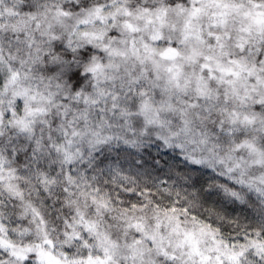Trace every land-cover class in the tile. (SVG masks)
<instances>
[{
  "label": "clouds",
  "instance_id": "9594fccd",
  "mask_svg": "<svg viewBox=\"0 0 264 264\" xmlns=\"http://www.w3.org/2000/svg\"><path fill=\"white\" fill-rule=\"evenodd\" d=\"M0 240L264 264V0H0Z\"/></svg>",
  "mask_w": 264,
  "mask_h": 264
},
{
  "label": "snow or ice",
  "instance_id": "6c2138e0",
  "mask_svg": "<svg viewBox=\"0 0 264 264\" xmlns=\"http://www.w3.org/2000/svg\"><path fill=\"white\" fill-rule=\"evenodd\" d=\"M169 51H173V50H169ZM253 243H255V241H253ZM3 245H8L9 247H12V245H11V243L9 241L0 240V246H3ZM37 252H38V255L41 258H45L47 256V253L42 248L41 249H38ZM14 254L17 255V256H22L23 255V252L16 251V252H14Z\"/></svg>",
  "mask_w": 264,
  "mask_h": 264
}]
</instances>
